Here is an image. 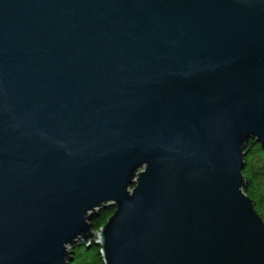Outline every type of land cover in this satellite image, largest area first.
I'll list each match as a JSON object with an SVG mask.
<instances>
[{"label": "water", "instance_id": "95a60500", "mask_svg": "<svg viewBox=\"0 0 264 264\" xmlns=\"http://www.w3.org/2000/svg\"><path fill=\"white\" fill-rule=\"evenodd\" d=\"M248 139L264 0H0V264H264Z\"/></svg>", "mask_w": 264, "mask_h": 264}, {"label": "trees", "instance_id": "16d2710c", "mask_svg": "<svg viewBox=\"0 0 264 264\" xmlns=\"http://www.w3.org/2000/svg\"><path fill=\"white\" fill-rule=\"evenodd\" d=\"M244 168L242 176L246 180L244 194L251 200L256 212L264 222V151L253 139L244 145ZM111 206L103 207L95 214L89 225L102 221L110 212ZM67 264H103L100 246L94 242L88 245H76L71 252V260Z\"/></svg>", "mask_w": 264, "mask_h": 264}]
</instances>
